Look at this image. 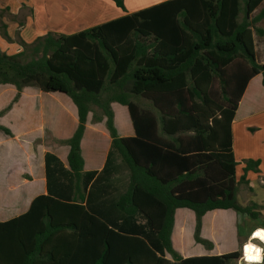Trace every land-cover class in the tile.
<instances>
[{"label":"trees","instance_id":"obj_1","mask_svg":"<svg viewBox=\"0 0 264 264\" xmlns=\"http://www.w3.org/2000/svg\"><path fill=\"white\" fill-rule=\"evenodd\" d=\"M112 1L125 11L123 0ZM262 20L264 0H164L74 33L49 32L23 44L17 54L0 50V84L17 90L3 110L25 86L35 85L67 95L78 117L64 141L74 198L38 195L26 212L0 221V264H228L237 259L238 250L183 258L170 235L177 208L193 211L194 241L205 246L211 242L200 237V228L207 211L232 209L257 219L264 209L237 198L238 185L248 184L246 173L257 172L259 161L245 160L237 178L240 162L233 155L231 131L249 79L261 73L264 84V63H257L253 49V30L264 35L256 26ZM26 50L31 57L22 61ZM131 97L148 100L155 112L139 110ZM112 102L127 106L134 136L117 134ZM92 108L94 121L105 117L111 147L128 171L127 188L115 207L127 221L141 215L145 226L114 229L81 204L80 141ZM158 131L171 141L160 139Z\"/></svg>","mask_w":264,"mask_h":264},{"label":"crops","instance_id":"obj_2","mask_svg":"<svg viewBox=\"0 0 264 264\" xmlns=\"http://www.w3.org/2000/svg\"><path fill=\"white\" fill-rule=\"evenodd\" d=\"M162 1L129 0L126 4L123 0V11L112 0H0V50L17 54L23 51V44L28 46L49 32L74 33ZM256 26L264 31V20ZM257 38L263 51L259 53L255 48L254 54L261 64L264 63V35ZM253 41L256 43L254 36ZM27 55L28 50L22 59ZM16 92L14 85L0 84V126L10 132L7 134L0 129V221L26 212L38 195L66 202L74 198V177L67 163L69 146L64 141L72 136L78 124L75 104L64 93L43 92L35 85H28L16 101L3 110ZM131 100L139 110L155 112L148 100L136 97ZM110 106L117 134L134 136L127 106L118 102ZM94 111L92 108L87 113L80 141L81 204L114 229L124 227L130 231L138 225L145 226L141 215L136 214L127 221L115 207V200L127 188L128 171L111 147L105 117L94 121ZM231 131L233 155L240 162L236 167L237 178L242 174L245 160L259 161L257 172L249 170L246 173L245 201L241 200L239 189L237 198L243 205L252 202L264 205V84L261 73L247 82L231 121ZM158 135L164 141L172 139L161 131ZM259 212L257 219H251L232 209L207 211L201 218L200 228V237L211 242V246H205L193 239V211L177 208L170 235L172 247L183 258L239 250L241 241L252 231L264 230V209ZM242 222L245 225L242 226ZM145 232H149L148 228Z\"/></svg>","mask_w":264,"mask_h":264},{"label":"rangeland","instance_id":"obj_3","mask_svg":"<svg viewBox=\"0 0 264 264\" xmlns=\"http://www.w3.org/2000/svg\"><path fill=\"white\" fill-rule=\"evenodd\" d=\"M129 0H126V4H128L127 2H128ZM147 1H150V0H147ZM124 3V4H125ZM241 17H242V12H240V14H239V16H238V21H240L241 20ZM253 36H254V38H255V41H256V43L253 41V43H254V45H253V49L255 50V48H256V50H257V52H259V53H261L263 50H262V45H261V43L260 42H258L257 41V35L255 34V32H254V30H253ZM31 56H27L25 59H22V61H25V60H27V59H29ZM238 189H239V191H240V198H241V200H244V198H243V196H244V194H245V192L248 190V185L247 184H240L239 186H238ZM245 201V200H244ZM241 225L243 226V225H245V222H242L241 223ZM254 238V237H253ZM194 239V238H193ZM246 242V245L248 244V243H250V242H253V243H255V244H257V245H261L260 243H259V241H257V239H252L251 237H250V235L244 240V241H241V244H240V249L238 250L239 252H240V255H239V257L237 258V259H232V260H230L229 262H228V264H264V249H263V257H262V259H261V261L260 262H257V263H255V262H252V261H245V260H243L242 259V257L243 256H241V246H242V244L243 243H245ZM192 244V243H191ZM160 251L161 252H164L163 251V249H160ZM164 253H166V252H164ZM242 255H243V253H242ZM165 256H167V257H169L170 258V256L168 255V254H166Z\"/></svg>","mask_w":264,"mask_h":264},{"label":"bare ground","instance_id":"obj_4","mask_svg":"<svg viewBox=\"0 0 264 264\" xmlns=\"http://www.w3.org/2000/svg\"><path fill=\"white\" fill-rule=\"evenodd\" d=\"M254 238H258L259 240L260 239H264L262 237H264V231L262 229H258V230H255V233L253 235ZM250 254L251 255H257L259 256V259H256V260H253V259H250ZM243 258L245 259V261H252V262H260L261 259H262V248L253 243V242H250L248 243L247 245H245V247L243 248Z\"/></svg>","mask_w":264,"mask_h":264},{"label":"built area","instance_id":"obj_5","mask_svg":"<svg viewBox=\"0 0 264 264\" xmlns=\"http://www.w3.org/2000/svg\"><path fill=\"white\" fill-rule=\"evenodd\" d=\"M255 230H258V229H255ZM255 230L251 232L250 237H251L252 239H256V238H253V235H254V233H255ZM263 231H264V230H263ZM257 241H259V243L261 244V245H259V246L262 248V257H263L264 239H260V240H259V239L257 238ZM245 245H246V242L243 243L242 246H241V250H240V251H241V256H242L243 248L245 247ZM242 259L245 260L243 257H242Z\"/></svg>","mask_w":264,"mask_h":264},{"label":"clouds","instance_id":"obj_6","mask_svg":"<svg viewBox=\"0 0 264 264\" xmlns=\"http://www.w3.org/2000/svg\"><path fill=\"white\" fill-rule=\"evenodd\" d=\"M250 259L256 260V259H259V256H258V254L257 255H251L250 254Z\"/></svg>","mask_w":264,"mask_h":264},{"label":"snow or ice","instance_id":"obj_7","mask_svg":"<svg viewBox=\"0 0 264 264\" xmlns=\"http://www.w3.org/2000/svg\"><path fill=\"white\" fill-rule=\"evenodd\" d=\"M262 238H264V237H262Z\"/></svg>","mask_w":264,"mask_h":264}]
</instances>
